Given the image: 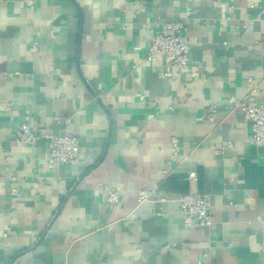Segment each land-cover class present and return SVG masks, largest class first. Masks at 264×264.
Instances as JSON below:
<instances>
[{
  "label": "crops",
  "instance_id": "1",
  "mask_svg": "<svg viewBox=\"0 0 264 264\" xmlns=\"http://www.w3.org/2000/svg\"><path fill=\"white\" fill-rule=\"evenodd\" d=\"M188 5L190 69L149 62L155 22ZM230 95L264 105V0H0V264H264V146ZM22 122L79 157L16 142ZM189 192L212 225L185 224Z\"/></svg>",
  "mask_w": 264,
  "mask_h": 264
},
{
  "label": "built area",
  "instance_id": "2",
  "mask_svg": "<svg viewBox=\"0 0 264 264\" xmlns=\"http://www.w3.org/2000/svg\"><path fill=\"white\" fill-rule=\"evenodd\" d=\"M28 5H33L38 0H25ZM256 4H251V8H255ZM236 12L234 5L228 6V13L232 16ZM193 7L188 5L185 15L173 21L155 22L152 37L148 44V53L146 59L149 62H159V56L165 55L171 64V67L185 71L192 66L190 62L191 46L187 36V19L192 15ZM259 19L260 16H256ZM32 51L37 50L36 42L31 44ZM165 75L170 77L173 75L172 70H166ZM256 90V87H255ZM140 99L145 102V95L140 94ZM228 101L233 105V109L241 112L243 119L250 123V134L245 138L246 144L256 146H264V105L251 103L247 98H237L234 95L228 96ZM217 106L212 104L204 108L202 117L213 121ZM157 112V111H155ZM155 112L149 115L152 117ZM14 140L20 144H32L37 141H44L49 149L48 159L51 162H71L79 157V138L75 135L57 134L50 131L40 130L27 122L20 123L13 133ZM174 153H178L181 144L176 137L171 140ZM2 141L0 140V147ZM232 142H228L226 147H231ZM224 146H218L216 152L220 153ZM167 172V170H165ZM196 172L189 174L190 178H194ZM104 193L106 201L110 204H118L121 201V195L118 190L105 187ZM12 192L17 193L18 189L13 188ZM151 194L148 189H141L138 192L139 200L147 199ZM163 201L164 198H161ZM179 207L184 216V222L187 226H210L213 223L211 205L208 198L202 193H184L178 199ZM237 206V204H235ZM162 215L161 211L156 212Z\"/></svg>",
  "mask_w": 264,
  "mask_h": 264
}]
</instances>
